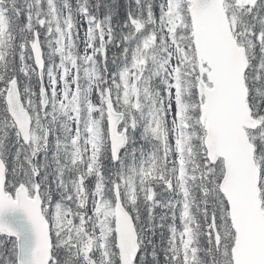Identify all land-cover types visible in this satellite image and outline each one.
Wrapping results in <instances>:
<instances>
[{"label": "snow or ice", "instance_id": "snow-or-ice-1", "mask_svg": "<svg viewBox=\"0 0 264 264\" xmlns=\"http://www.w3.org/2000/svg\"><path fill=\"white\" fill-rule=\"evenodd\" d=\"M0 264H264V0H0Z\"/></svg>", "mask_w": 264, "mask_h": 264}]
</instances>
